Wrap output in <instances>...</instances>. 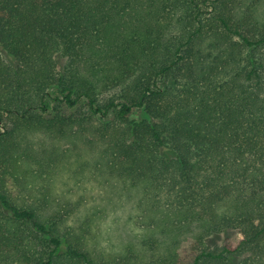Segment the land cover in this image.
I'll return each instance as SVG.
<instances>
[{"label":"trees","instance_id":"obj_1","mask_svg":"<svg viewBox=\"0 0 264 264\" xmlns=\"http://www.w3.org/2000/svg\"><path fill=\"white\" fill-rule=\"evenodd\" d=\"M62 161L138 193L134 243ZM0 264H264V0H0Z\"/></svg>","mask_w":264,"mask_h":264},{"label":"rangeland","instance_id":"obj_2","mask_svg":"<svg viewBox=\"0 0 264 264\" xmlns=\"http://www.w3.org/2000/svg\"><path fill=\"white\" fill-rule=\"evenodd\" d=\"M46 142L41 143L38 148L44 150L45 155L50 159H60L64 152L67 155L72 153L70 158L78 155L83 160L89 159V154L79 143L73 147L66 141L54 143L47 140ZM87 164H89L88 161H62L67 172L62 171L52 187L54 193H61L62 190L68 189L72 199L82 197L85 203L81 211L82 215L88 212L99 213L93 225L94 242L106 253H116L124 245L136 241L135 232L128 219L134 214L138 193H124L123 188L116 181L105 180V178L91 179L86 169ZM73 180L77 181L73 182ZM65 183L67 186H63ZM239 238V235L227 233L219 237L216 244L221 245L227 241L234 246Z\"/></svg>","mask_w":264,"mask_h":264}]
</instances>
